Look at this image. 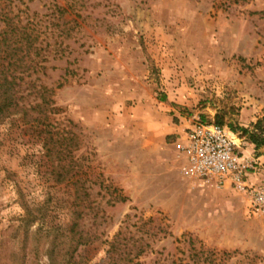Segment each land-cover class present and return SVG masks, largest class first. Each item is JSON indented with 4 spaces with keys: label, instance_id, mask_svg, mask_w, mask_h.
I'll list each match as a JSON object with an SVG mask.
<instances>
[{
    "label": "rangeland",
    "instance_id": "rangeland-1",
    "mask_svg": "<svg viewBox=\"0 0 264 264\" xmlns=\"http://www.w3.org/2000/svg\"><path fill=\"white\" fill-rule=\"evenodd\" d=\"M0 71V264H104L119 230L141 264H264V211L175 150L196 116L264 179V0H0Z\"/></svg>",
    "mask_w": 264,
    "mask_h": 264
},
{
    "label": "built area",
    "instance_id": "built-area-1",
    "mask_svg": "<svg viewBox=\"0 0 264 264\" xmlns=\"http://www.w3.org/2000/svg\"><path fill=\"white\" fill-rule=\"evenodd\" d=\"M175 150L184 161L187 176L216 188L228 186L244 194L254 212L264 211V179L250 183L254 160L245 156L228 128L194 116L176 141Z\"/></svg>",
    "mask_w": 264,
    "mask_h": 264
},
{
    "label": "trees",
    "instance_id": "trees-1",
    "mask_svg": "<svg viewBox=\"0 0 264 264\" xmlns=\"http://www.w3.org/2000/svg\"><path fill=\"white\" fill-rule=\"evenodd\" d=\"M13 81L8 80L5 72L0 71V119L10 117L15 110L16 103L13 92ZM42 103L43 100H42ZM38 105L37 107H39ZM219 125V124H218ZM255 129L259 132L249 133L247 130L243 129V133L248 135V139L254 145L255 149L264 147V130L260 129V122L255 124ZM146 223H142V226ZM122 230H119L116 235L113 237L112 241L107 245L105 251V258L107 261L104 264H141L138 262V258L145 252V249L148 247L145 244L143 239L130 242V239H126ZM191 246V240L188 241ZM191 251H195L193 246ZM203 255V251H199ZM199 252L194 253L196 258ZM227 256V255H226ZM198 258V257H197ZM198 259H202L199 257ZM205 261V258L202 259V262Z\"/></svg>",
    "mask_w": 264,
    "mask_h": 264
},
{
    "label": "crops",
    "instance_id": "crops-1",
    "mask_svg": "<svg viewBox=\"0 0 264 264\" xmlns=\"http://www.w3.org/2000/svg\"><path fill=\"white\" fill-rule=\"evenodd\" d=\"M255 151H258V150H255ZM259 158H260V157H258V160H260Z\"/></svg>",
    "mask_w": 264,
    "mask_h": 264
}]
</instances>
